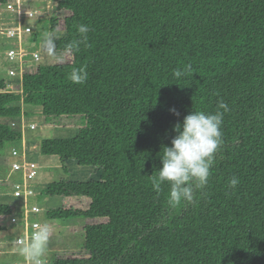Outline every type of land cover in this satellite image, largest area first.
I'll return each mask as SVG.
<instances>
[{
    "label": "trees",
    "instance_id": "1",
    "mask_svg": "<svg viewBox=\"0 0 264 264\" xmlns=\"http://www.w3.org/2000/svg\"><path fill=\"white\" fill-rule=\"evenodd\" d=\"M80 24L90 31L77 51ZM48 29L64 33L52 63L25 66L20 92L0 78V149L21 141L11 122L22 105L40 106L47 119L84 122L73 137L42 139L41 154L65 173L72 160L101 171L45 185L59 200L48 219H83L81 249H57L50 263L264 264V0H58ZM74 69L87 72L83 83ZM219 100L230 110L208 184L170 206V183L152 187L163 147L174 125ZM13 211L0 203V232Z\"/></svg>",
    "mask_w": 264,
    "mask_h": 264
},
{
    "label": "rangeland",
    "instance_id": "2",
    "mask_svg": "<svg viewBox=\"0 0 264 264\" xmlns=\"http://www.w3.org/2000/svg\"><path fill=\"white\" fill-rule=\"evenodd\" d=\"M58 0H24L25 9L36 8L40 10L37 20H32L31 23L35 27V32L38 30L37 37L34 39V44H30L28 40H24L23 47L29 52L37 51L40 58L33 61L31 55L26 57V62L29 64L46 65L52 63V42L45 43L42 39L46 34H50L51 41L54 38L64 35L62 31L51 32L48 29V21L52 14L55 13ZM7 13L4 6L0 7V15ZM12 25L11 21H0V78L9 81L7 70L9 67L17 66L14 60L8 58L6 50L12 44V40L8 39L2 29ZM15 65V66H14ZM15 91V88H11ZM21 91V90H20ZM23 111L27 114L23 115V122H18V128L22 132L23 138L26 140V146L30 151V157L37 163L39 175L34 186L36 189V202L41 207V212L37 216L42 221L43 225L49 227V240L42 257L44 264H51V259L54 251L60 248H71L76 251L80 250L83 244L82 236V218H71L66 220L48 219L46 210L57 207L59 200L55 197H49L43 193L44 187L48 182L57 180L61 177H68L73 180H98L101 171L95 166H81L74 160L65 162L68 172L65 173L62 168V163L55 156L42 155L40 151V142L44 138H65L75 136L79 129L83 127V121L80 117L69 118L60 117L47 119L41 113L40 106L25 105L22 106ZM19 120V119H18ZM35 125L34 129L29 128V124ZM25 124V125H23ZM10 143L4 145L0 149V203H6L10 206L18 204L19 200L12 195L13 184L16 181L11 169V163L15 157L11 154ZM13 171V172H12ZM10 231L0 232V264H14L19 258L24 257L19 253L20 246L10 245L5 243L8 239ZM6 242H8L6 240Z\"/></svg>",
    "mask_w": 264,
    "mask_h": 264
},
{
    "label": "clouds",
    "instance_id": "3",
    "mask_svg": "<svg viewBox=\"0 0 264 264\" xmlns=\"http://www.w3.org/2000/svg\"><path fill=\"white\" fill-rule=\"evenodd\" d=\"M77 31L80 38L73 41L71 47L78 51L81 44H87L90 29L87 25L80 24ZM29 37L34 44L35 38L32 35ZM42 39L47 44L52 42L50 34H46ZM14 63L17 64L15 61ZM191 71L192 65L188 64L183 69L176 70L174 75L179 78ZM71 79L74 83H83L87 79V72L83 69H74ZM21 84L22 77L18 86ZM16 86H14L15 91L20 92ZM7 89L10 90L8 84ZM229 110L228 104L219 100L217 110L214 113L191 111L183 118L182 123L174 125V131L177 134L172 138L171 146L165 145L163 147L160 155L162 167L157 169L155 176H152V187L157 193L161 191L162 184L170 183L168 196L170 206L175 207L183 202L192 203L196 192L203 190L208 184L211 175L210 170L215 163V153L223 143L221 131L223 116ZM170 111L177 116L179 115L175 108ZM238 183L239 179L233 176L229 181V186L235 188ZM49 235V227L40 225L32 233L30 240L21 244L19 253L24 257L26 264H44L42 257Z\"/></svg>",
    "mask_w": 264,
    "mask_h": 264
},
{
    "label": "built area",
    "instance_id": "4",
    "mask_svg": "<svg viewBox=\"0 0 264 264\" xmlns=\"http://www.w3.org/2000/svg\"><path fill=\"white\" fill-rule=\"evenodd\" d=\"M24 0H9L4 6L7 13L0 15V21H11L12 25L2 29L4 35L12 40V44L7 48L6 53L9 59L17 62V67H10L7 70L10 81L7 82L9 88H14L21 83V77L26 62V57L31 55L33 61L40 58L37 51L29 52L24 49L23 42L28 40L35 29L31 23L37 20L40 10L25 9ZM23 116L19 121L23 122ZM25 125V124H23ZM11 126H18V122L12 121ZM30 129H34L33 123L29 124ZM11 154L15 159L11 163V169L18 174V178L13 184L12 195L19 200L18 204L12 206L13 213L10 215L8 222L10 235L7 243L21 246L22 243L30 240L32 233L42 224L37 218L41 212L40 205L36 202V189L34 182L38 178L39 168L37 163L30 157V151L26 146V140L21 138L18 145H12ZM14 264H26L25 259L19 258Z\"/></svg>",
    "mask_w": 264,
    "mask_h": 264
},
{
    "label": "crops",
    "instance_id": "5",
    "mask_svg": "<svg viewBox=\"0 0 264 264\" xmlns=\"http://www.w3.org/2000/svg\"><path fill=\"white\" fill-rule=\"evenodd\" d=\"M9 89L11 90V88H9ZM22 106H25V105L23 104ZM25 112H26V109H25ZM12 172H13V171H12ZM14 176H15V177H14V179H15V178L18 177V174L16 173V174H14ZM42 224H43V223H42ZM6 240H7V237H6ZM6 240H5V243H7ZM7 245H8V243H7ZM10 245H11V244H10ZM54 253H55V251H54ZM54 253H53V255H54ZM52 258H53V256H52ZM51 260H52V259H51Z\"/></svg>",
    "mask_w": 264,
    "mask_h": 264
}]
</instances>
